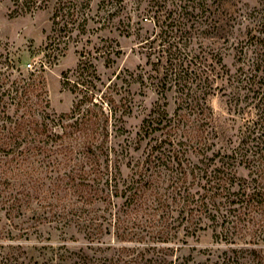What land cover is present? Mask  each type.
I'll use <instances>...</instances> for the list:
<instances>
[{
  "label": "trees",
  "instance_id": "obj_1",
  "mask_svg": "<svg viewBox=\"0 0 264 264\" xmlns=\"http://www.w3.org/2000/svg\"><path fill=\"white\" fill-rule=\"evenodd\" d=\"M182 1L184 4L174 12L178 15L174 21L178 26L162 27L158 19L155 34L142 46L152 76L157 77L164 90L176 88L180 104L173 115L158 107L144 119L140 136L150 142L155 140V144L145 163L131 167V175L126 178L121 157L109 146L110 120L104 109L105 104L109 108V102L102 98L101 106L94 103L99 107L98 112L90 108L85 111L83 106L93 103L92 99H78L70 114L53 119L56 117L48 113L44 74L39 70L29 76L20 73L14 79L12 75L0 78V205L8 207V213L13 215V211H20L36 199L47 200L44 196L50 192L60 208L55 211L51 204L45 205L46 217L42 214L40 221L58 224L65 221L68 223L65 226L76 227L90 237L110 233L112 219L117 228L126 218H141L140 214L149 211L153 221L160 223L158 235L168 239L173 234L164 213L171 218L175 210L178 217L175 222H181L180 226H185L187 232L194 227L201 230L205 219L214 224L223 221L227 239L248 240L246 247L231 249V255L225 253L221 264H264V104L260 105L263 99L257 105L254 131L245 135L240 152L230 155L214 151L218 129L207 103V90L212 92L217 78H225L228 70L218 55L210 64L203 59L204 54L189 49L196 32L203 28L205 34L211 32L210 19L205 27L197 20L199 18L192 19L189 25L185 22V12L202 18L206 3L205 0ZM114 2L102 0V8ZM58 10L54 14L53 36L50 35L45 47V58L55 61L64 57L68 40L74 33L73 28L70 29L71 21L63 22L66 12L61 10L64 9ZM150 13L145 11L144 15L150 16ZM219 20L216 25L220 24ZM219 29L227 32L226 26L221 25L216 30ZM254 66L264 74V54L259 55V51ZM92 69L96 74L92 60L81 55L76 73L82 79L87 76L85 72L90 74ZM64 79L66 84L71 82L67 76ZM75 85L77 90L84 86L80 82ZM73 93L78 95L75 90ZM32 98L36 99V109L30 105ZM13 104L17 106V114L27 110L15 121L8 113ZM108 111L111 114V109ZM127 115L123 113L121 118ZM59 128L62 131L57 132ZM159 132L161 140L154 137ZM189 156L198 157L200 166ZM236 166L248 170V176L238 177ZM196 185L200 186L199 191L192 190ZM100 204L110 208L111 223L107 227L100 222L102 217H97L92 210ZM50 214L60 221L50 219ZM116 235L123 236L122 233ZM150 248H143L136 260L144 261V251L150 253ZM156 257L149 263L173 264L166 257Z\"/></svg>",
  "mask_w": 264,
  "mask_h": 264
},
{
  "label": "rangeland",
  "instance_id": "obj_2",
  "mask_svg": "<svg viewBox=\"0 0 264 264\" xmlns=\"http://www.w3.org/2000/svg\"><path fill=\"white\" fill-rule=\"evenodd\" d=\"M101 1L0 0V78L12 75L14 79L20 73L29 76L39 70L44 74L48 113L56 117L53 119L70 114L78 99H92L93 103L83 106L85 111L90 108L98 112L99 107L94 103L101 106L102 98L109 102V108L104 105L110 120L109 146L121 157L126 178L131 175V167L145 163L155 144V140L150 142L140 136L144 119L158 107L173 115L180 104L176 88L166 91L157 77L152 76L142 46L155 34L158 19L162 27L178 26L179 23L174 22L178 15L174 12L184 2L115 0L114 4L107 3V8H102ZM205 3L202 18L191 17L190 12H185V22L188 21L189 25L192 19L199 18L197 20L203 26L210 19L211 27L207 34L204 28L196 32L189 49L204 54L203 59L209 60L210 64L218 55L228 70L225 78H217L212 92L208 88L207 103L218 129L214 151L232 155V152H240L245 135L254 131L260 99H263L260 105L264 104V74L256 71L254 66L257 52L264 54V0H205ZM58 9H64L61 10L66 12L63 22L71 21L70 29L73 28L74 33L68 40L64 57L55 61L45 58V47L50 35L53 36L54 14L60 11ZM145 11L152 13L146 16ZM154 13L158 16L155 17ZM216 19H220V24H215ZM218 24L226 26L227 32L216 30L220 28ZM56 45L53 48L56 49ZM81 55L92 60L96 74L92 69L81 79L76 73ZM64 76L71 82L66 84ZM75 82L84 86H78L77 90ZM74 90L78 95L73 93ZM30 102L36 109V99L32 98ZM16 110L17 106L13 104L8 111L13 121L27 112L21 110L17 114ZM123 113L129 115L122 119ZM68 123L72 121L65 122ZM59 129L56 131H62ZM154 137L163 138L161 132ZM190 158L200 166L198 157ZM236 172L238 177L248 176V170L243 166H236ZM198 187L196 185L192 190L199 191ZM52 195L48 192L44 197L49 200ZM47 200L36 199L20 211H11L13 215L8 213V207L0 205V264H150V259L157 258V255L166 257L173 264H221L225 253L238 246L246 247L248 243V240L233 237L227 239L222 229L223 221L214 224L205 219L201 230L194 227L187 232L185 226H180L181 222H175L178 219L175 210L171 218L164 213L173 234L168 239L158 235L160 223L153 221L149 211L140 214L141 218H126L116 225L117 228L112 219L110 233L90 237L76 227L65 226L68 225L65 221H61L62 224L41 222L40 216L46 217L45 205L51 204L55 211L60 208L54 197ZM116 203L120 204L119 201ZM92 210L97 217H102L100 222L105 224L104 227L109 226L111 218L107 204H100ZM118 233L123 236L118 237ZM150 247L155 249L154 252ZM143 248H150L151 252L144 251V261L136 260Z\"/></svg>",
  "mask_w": 264,
  "mask_h": 264
}]
</instances>
